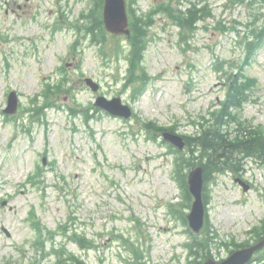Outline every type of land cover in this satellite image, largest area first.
I'll return each mask as SVG.
<instances>
[{
	"label": "rangeland",
	"instance_id": "374dc122",
	"mask_svg": "<svg viewBox=\"0 0 264 264\" xmlns=\"http://www.w3.org/2000/svg\"><path fill=\"white\" fill-rule=\"evenodd\" d=\"M168 1L126 0L131 13L152 20L142 63L149 79L135 97L131 86L124 87L126 35L106 32L96 43L83 28L95 0H0V264H51L53 256H43L36 242L48 234H39L26 217L31 207L49 229L68 222L72 230L92 237L95 246L88 249L60 232L52 237L56 247L65 243L88 264L185 262L183 244L190 229L179 214L190 211L193 198L183 201L174 179L175 147L157 133L150 138L133 118L193 134L198 128L192 121L220 107L226 74L235 73L244 57L241 36L253 17L264 23V0H191L213 11L193 33L180 32L168 19L162 10ZM262 44L251 63L242 66L255 83L251 98L232 113L264 126ZM218 60L226 62L217 72ZM85 78L99 89H90ZM59 79L63 89L51 90L45 99V83ZM11 90L18 105L6 114L2 109ZM96 96L120 97L134 116L97 111ZM80 106L94 114L88 124L73 114ZM236 161L237 170L212 174L203 185L208 226L223 244L211 251L214 261L225 259L232 243H252V229L264 217V159L240 156ZM38 170L40 182H26ZM235 178L250 187L243 191Z\"/></svg>",
	"mask_w": 264,
	"mask_h": 264
},
{
	"label": "trees",
	"instance_id": "16d2710c",
	"mask_svg": "<svg viewBox=\"0 0 264 264\" xmlns=\"http://www.w3.org/2000/svg\"><path fill=\"white\" fill-rule=\"evenodd\" d=\"M174 1L175 2L169 0L166 2L162 10L169 20L172 19V21L179 26L180 32L193 33L197 28L198 21L213 16L211 8L207 3L199 6L195 1L186 0L187 2L185 3L187 6L185 7L184 0ZM101 8L102 0H95L93 8L85 15L86 19L89 21L88 25L86 26L85 23L83 24L85 32L91 33L93 42L96 43H101L102 39L100 38H103L106 33L100 15ZM129 14L130 34L126 37L129 43V51L126 56L128 66L125 70L126 74L124 79H126V82H124V87L131 86L133 88L132 95L137 97L144 89V86L147 84L146 81L148 82L149 79L143 70L142 63L144 52L147 49V42L148 39H150L147 35V29L151 26L152 20L148 18L150 15H148L147 18H143L142 15L131 13L130 8ZM254 24L255 25H253L251 29L249 28L248 33L243 35L242 42L245 46L244 60H242L241 65L237 67L235 73L231 72V75H229V71L226 74V93L224 99L220 101V107L209 111L207 116L201 115L197 122L192 121L196 124L195 126H197L198 129L195 130L193 134L182 135V139L186 141L184 152H179L177 149L174 150L175 158L173 159V164L174 174L176 175L175 178L182 188L184 200L188 203L190 201V195L186 184L185 171L190 167L201 164L205 182L209 181L212 174L223 172L225 169L237 170L236 160H238L240 156L244 159L245 157L264 159V129L260 127L252 128L247 122L240 121L238 116L232 113V109L240 108L244 101L250 99L252 95L250 89L255 85L251 78L243 74L242 69L243 65L251 61L253 53L262 45V41L264 40V27L256 25V23ZM222 64L223 63L220 62L215 69L217 71L222 70ZM60 80L52 84V86L49 84L45 85V90L43 92L45 99L52 96L50 94L52 92L51 90H53V92H59L63 89L60 88V84H62ZM89 110L90 109L86 107L80 106V110L74 111L73 114H79L83 120L88 123V120L93 116V114L89 115ZM135 119L136 122L141 123L140 125L145 128L149 135L151 133H161L163 130H170L171 132L176 131L171 127H162L154 121H145L137 116H135ZM232 120L234 121L233 129L229 132L230 128H232L229 123L232 122ZM233 132L234 135L232 136ZM205 195L204 186V204L207 203V197H205ZM185 216V212H180V218L187 225ZM33 226L38 230L39 234H41V228L38 224L33 223ZM255 230L253 236L254 241L264 236V217L259 228ZM201 232V235H191L188 243L185 244L188 248V257L184 264H201L203 259L212 257V250L223 245L218 240L217 233L208 226L207 220ZM66 236L81 249H88L89 247L95 246L94 240L85 236L84 233H77V231L74 230L70 234H66ZM110 236H112V232ZM121 238L128 240L124 237ZM39 239L41 240L39 244L41 251H43L45 255H53L54 257L51 264H88L79 255L67 250L64 244L62 247L53 248L49 252L45 251L46 240L42 239V236H39ZM248 244L249 243H233L231 245L236 249L238 246L242 247ZM262 257H264V254Z\"/></svg>",
	"mask_w": 264,
	"mask_h": 264
},
{
	"label": "water",
	"instance_id": "95a60500",
	"mask_svg": "<svg viewBox=\"0 0 264 264\" xmlns=\"http://www.w3.org/2000/svg\"><path fill=\"white\" fill-rule=\"evenodd\" d=\"M103 24L106 29L115 34L129 33L128 29V16L126 14V3L124 0H103ZM86 84L92 87L93 90L98 88V85L92 81L90 78L85 79ZM8 106L4 109V112L11 113L16 109L17 101L15 93H10L8 97ZM95 104L101 108L107 109L113 115H120L126 117L130 115L131 110L128 106L123 105L119 97L112 99H107L105 97H98ZM163 137L166 140H169L172 144L178 146L179 149H182L184 146V141L177 135H173L167 131L163 132ZM236 180H239L236 178ZM202 182L203 174L202 167L196 166L188 172V186L189 191L192 194L194 201L191 205V211L187 216L190 226L194 231H198L203 224V201L201 197L202 192ZM240 184L243 185V189L247 190L249 185L244 184L240 181ZM264 246V237L259 240V242L249 245V247L239 248L236 251L230 253V255L221 261H214L211 258L203 262V264H247L253 252L257 249H261Z\"/></svg>",
	"mask_w": 264,
	"mask_h": 264
},
{
	"label": "bare ground",
	"instance_id": "6f19581e",
	"mask_svg": "<svg viewBox=\"0 0 264 264\" xmlns=\"http://www.w3.org/2000/svg\"><path fill=\"white\" fill-rule=\"evenodd\" d=\"M102 25H103V22H102Z\"/></svg>",
	"mask_w": 264,
	"mask_h": 264
}]
</instances>
